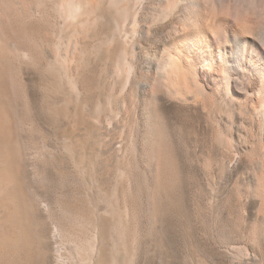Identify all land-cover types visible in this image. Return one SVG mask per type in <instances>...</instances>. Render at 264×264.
I'll use <instances>...</instances> for the list:
<instances>
[{"label": "bare ground", "instance_id": "bare-ground-1", "mask_svg": "<svg viewBox=\"0 0 264 264\" xmlns=\"http://www.w3.org/2000/svg\"><path fill=\"white\" fill-rule=\"evenodd\" d=\"M215 49L223 55L221 62L219 57L214 59ZM247 54L257 59L251 72L257 97L253 109L263 130L264 0H0L1 264H12L14 238L29 240L25 226L30 214L22 212V203L29 210L38 211L40 205L47 208L37 199L27 202L22 198L25 192L20 194L24 185L19 187L20 173L33 156L29 154L33 125L28 120L31 103L25 71L36 75L43 89L38 104L56 123L57 157L63 160L65 153L81 172L83 191L70 199L61 195L56 199L63 223L50 215L53 231L73 242L79 255L90 251L94 257L90 264H109L108 240L115 239L110 255L112 264H119L123 239L136 241V234L130 236L138 216L136 142L154 167V176L159 170L163 173L171 153L166 151L170 138L156 109L157 94L171 95L182 105L191 101L197 108L209 101L221 120L223 114L232 113L233 92L242 81ZM210 58L217 69L223 65L222 76L206 73L205 66L215 67L205 64ZM137 68L147 72L145 77L155 90L142 99V135L136 137L130 119L124 143L115 147L116 152H108L107 138L112 135L104 133V122L115 114L121 116L127 103L119 98L123 108L109 107L111 91L115 86L129 88V110L124 113L133 117ZM36 155L45 160L44 152ZM158 182H153L156 188ZM91 188L96 194L93 211L86 209Z\"/></svg>", "mask_w": 264, "mask_h": 264}, {"label": "rangeland", "instance_id": "rangeland-1", "mask_svg": "<svg viewBox=\"0 0 264 264\" xmlns=\"http://www.w3.org/2000/svg\"><path fill=\"white\" fill-rule=\"evenodd\" d=\"M217 50L213 51L214 59L219 57L221 62L223 55H219ZM246 59L242 81L239 88L237 87L238 90L233 92L232 113L223 114L221 120L217 109L209 101L207 103L210 105L203 101L200 108H197L191 101L182 105L176 99H171V95L157 94L156 109L166 128L168 139L170 138L171 147L168 146L170 149L166 150L168 154L171 152L170 156L166 154L170 163L164 159L167 164H163L162 168L166 170L161 169L163 173L159 170V176H154V167L151 168L147 163V156L142 155L141 143L136 142V158H140L136 159L138 194L134 197V204L138 216L135 225L131 227L130 236L136 234L138 242L131 241V237L123 239V253L119 264H264V129L260 127V120L253 109L257 105V97L251 72L257 59L252 54H247ZM208 60H205V64L215 65L213 58ZM222 66H218V69L217 65L212 69L205 66V69L208 68L206 73L222 76ZM143 71L145 70L141 68L136 70L138 91L134 101L136 109L132 112L135 114L136 111V114L133 117L129 116V112H125L126 115L124 113V110H129V88L122 90L115 86L111 91L109 107L126 106L121 116L115 114L112 120L104 122V133L109 131L112 135L107 138L108 152H116V148L124 143L122 139L127 137V128L131 125L135 126L136 137L142 135V99L152 95L154 90L153 82L146 79L147 72ZM24 79L31 103L28 120L33 125V148L29 150V154L34 158L30 155L31 158L28 157L23 170L21 169L19 179L22 181H19V187L23 184L24 187L22 186L19 193L25 192L22 198L26 197L27 202L31 198L37 199L46 204L47 208L40 205L38 211H34L25 208L22 203V212L27 211L28 214L29 211L30 214L26 221L30 225L25 226V231L27 228L30 231L25 232V237L28 235L29 240L23 239V242L21 239H13L12 264H26L27 261V264H90V260L94 258L90 251L79 255L73 242L53 231L54 220L63 223L56 199L58 195L65 200L70 199L73 193L83 191L81 172L72 165L65 153L63 160L57 157V142L54 137L56 123L44 114L46 112L39 105L43 89L39 88V81L32 71H25ZM119 98L127 103L123 104L124 101L121 102ZM209 108H212L211 111ZM110 137L113 139L110 140ZM22 139H25L24 135ZM37 152H44V161L36 157ZM158 178H161L160 182ZM153 182L155 185L158 182L159 187L156 188ZM87 194L90 208L86 209L93 211L96 198L94 189L91 188ZM106 205V209H109L110 206ZM50 215L53 216V221ZM22 217L24 218L23 215ZM114 240H108L109 264H112L110 254Z\"/></svg>", "mask_w": 264, "mask_h": 264}]
</instances>
